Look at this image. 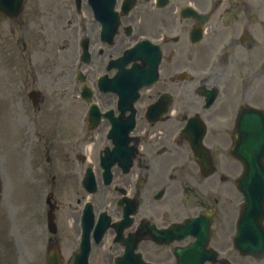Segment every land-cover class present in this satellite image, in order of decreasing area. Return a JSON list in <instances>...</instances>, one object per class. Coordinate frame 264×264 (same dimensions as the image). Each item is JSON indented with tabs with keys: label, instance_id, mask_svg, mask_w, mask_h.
<instances>
[{
	"label": "rangeland",
	"instance_id": "1",
	"mask_svg": "<svg viewBox=\"0 0 264 264\" xmlns=\"http://www.w3.org/2000/svg\"><path fill=\"white\" fill-rule=\"evenodd\" d=\"M3 111L4 107L0 105V128L2 130V133H0V142L2 145H6L9 144L10 139L8 135H6L5 120H3ZM19 164L20 161L18 156L15 153L11 154L8 166L10 168L17 169ZM26 187L28 188V185H26ZM27 193V190H18L14 192V200L18 203L26 201V204H28L30 207L36 208V203L33 199L34 194L32 196H28L26 199ZM238 199L239 197L237 198V200ZM18 244L15 243L16 252L14 251V249H12L10 256H7L9 255V252L6 250H4L6 254H0V264H45L44 257H37V255L31 252L29 248H27V250H23L22 246L20 245V242H18ZM31 250L35 251L34 249Z\"/></svg>",
	"mask_w": 264,
	"mask_h": 264
},
{
	"label": "flooded vegetation",
	"instance_id": "2",
	"mask_svg": "<svg viewBox=\"0 0 264 264\" xmlns=\"http://www.w3.org/2000/svg\"><path fill=\"white\" fill-rule=\"evenodd\" d=\"M169 15H172V13H170ZM116 51H117V50H116ZM109 54L112 55L113 52H111V53H106L105 56H107V55H109Z\"/></svg>",
	"mask_w": 264,
	"mask_h": 264
},
{
	"label": "clouds",
	"instance_id": "3",
	"mask_svg": "<svg viewBox=\"0 0 264 264\" xmlns=\"http://www.w3.org/2000/svg\"><path fill=\"white\" fill-rule=\"evenodd\" d=\"M88 147H89V148H91V147H92V145H91V144H89V145H88Z\"/></svg>",
	"mask_w": 264,
	"mask_h": 264
}]
</instances>
